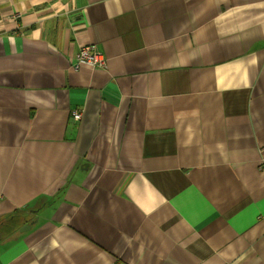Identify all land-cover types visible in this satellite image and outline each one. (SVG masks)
<instances>
[{
	"label": "crops",
	"instance_id": "crops-1",
	"mask_svg": "<svg viewBox=\"0 0 264 264\" xmlns=\"http://www.w3.org/2000/svg\"><path fill=\"white\" fill-rule=\"evenodd\" d=\"M263 217L264 0H0V264H264Z\"/></svg>",
	"mask_w": 264,
	"mask_h": 264
},
{
	"label": "built area",
	"instance_id": "built-area-1",
	"mask_svg": "<svg viewBox=\"0 0 264 264\" xmlns=\"http://www.w3.org/2000/svg\"><path fill=\"white\" fill-rule=\"evenodd\" d=\"M106 66L107 61L104 54L95 44H89L80 48L75 57L72 69L78 70L83 67L105 69ZM72 117L74 120H78L80 118V114L78 112H74Z\"/></svg>",
	"mask_w": 264,
	"mask_h": 264
}]
</instances>
